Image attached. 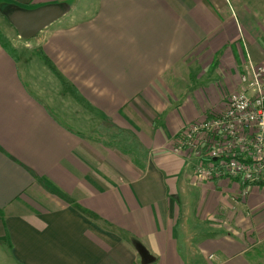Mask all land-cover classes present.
<instances>
[{
    "label": "crops",
    "instance_id": "crops-1",
    "mask_svg": "<svg viewBox=\"0 0 264 264\" xmlns=\"http://www.w3.org/2000/svg\"><path fill=\"white\" fill-rule=\"evenodd\" d=\"M46 4L67 11L33 38L0 25V264H264V186L243 196L174 150L248 59L264 64V0H0V14Z\"/></svg>",
    "mask_w": 264,
    "mask_h": 264
},
{
    "label": "built area",
    "instance_id": "built-area-1",
    "mask_svg": "<svg viewBox=\"0 0 264 264\" xmlns=\"http://www.w3.org/2000/svg\"><path fill=\"white\" fill-rule=\"evenodd\" d=\"M239 82L225 108L181 129L174 150L198 159L202 179L238 177L246 196L249 184L264 186V64L248 59Z\"/></svg>",
    "mask_w": 264,
    "mask_h": 264
},
{
    "label": "water",
    "instance_id": "water-1",
    "mask_svg": "<svg viewBox=\"0 0 264 264\" xmlns=\"http://www.w3.org/2000/svg\"><path fill=\"white\" fill-rule=\"evenodd\" d=\"M67 11L64 4H46L34 8L9 10L7 19L22 39L35 37L46 26L60 18Z\"/></svg>",
    "mask_w": 264,
    "mask_h": 264
},
{
    "label": "trees",
    "instance_id": "trees-1",
    "mask_svg": "<svg viewBox=\"0 0 264 264\" xmlns=\"http://www.w3.org/2000/svg\"><path fill=\"white\" fill-rule=\"evenodd\" d=\"M0 36L5 42L6 49L11 51L12 49L9 46L10 44L1 31ZM109 138L125 153L132 156L134 161L138 162L139 164H141V166L144 167L147 152L140 146L135 137L129 131L123 128H116V133L114 135H110Z\"/></svg>",
    "mask_w": 264,
    "mask_h": 264
},
{
    "label": "rangeland",
    "instance_id": "rangeland-1",
    "mask_svg": "<svg viewBox=\"0 0 264 264\" xmlns=\"http://www.w3.org/2000/svg\"><path fill=\"white\" fill-rule=\"evenodd\" d=\"M2 9V8H1ZM9 11L8 10H5V11H3V14L5 15V17H3L1 14H0V25L1 26H5L7 29H9V30H7V29H5V27H4V29L6 30V32L9 34V32H10V28H11V30H13V28L14 27H12L13 25L11 24V22L7 19V17H6V14L8 13ZM11 25V26H10ZM15 29V28H14ZM16 30V29H15ZM11 32H14V31H11ZM17 32V31H16ZM18 34V33H17Z\"/></svg>",
    "mask_w": 264,
    "mask_h": 264
}]
</instances>
